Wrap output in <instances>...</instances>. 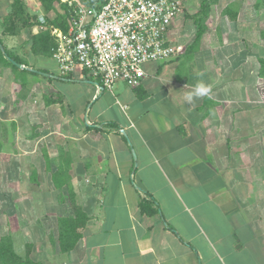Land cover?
<instances>
[{
	"label": "crops",
	"instance_id": "crops-1",
	"mask_svg": "<svg viewBox=\"0 0 264 264\" xmlns=\"http://www.w3.org/2000/svg\"><path fill=\"white\" fill-rule=\"evenodd\" d=\"M200 2L183 0L172 26L179 57L147 64L139 87L117 83L109 92L80 69L61 78L50 56L31 52V36L53 28L37 0H22L28 23L14 36L2 26L13 0H0L2 45L21 62L0 61V238L11 237L19 257L264 264V82L249 46L256 6H212L194 43ZM200 81L211 92L188 105ZM70 193L88 221L62 253L58 221L72 216ZM142 201L155 212L143 213Z\"/></svg>",
	"mask_w": 264,
	"mask_h": 264
},
{
	"label": "built area",
	"instance_id": "built-area-1",
	"mask_svg": "<svg viewBox=\"0 0 264 264\" xmlns=\"http://www.w3.org/2000/svg\"><path fill=\"white\" fill-rule=\"evenodd\" d=\"M68 7V29L51 28L50 58L60 76L88 73L111 92L123 83L137 88L147 64H164L184 48L171 36L183 0H60Z\"/></svg>",
	"mask_w": 264,
	"mask_h": 264
},
{
	"label": "trees",
	"instance_id": "trees-1",
	"mask_svg": "<svg viewBox=\"0 0 264 264\" xmlns=\"http://www.w3.org/2000/svg\"><path fill=\"white\" fill-rule=\"evenodd\" d=\"M42 8L45 25L47 27L56 28L62 32H67L68 29V7L65 3L60 0H37ZM97 0H85L87 5H93ZM222 0H203L200 4V8L197 14L196 24L198 26L194 43H198L201 36L205 31V20L209 13L210 6L216 4ZM14 9L13 11L4 18L2 26L3 33L14 36L18 35L22 28L28 23L25 19V14L23 12L22 0H13ZM261 6L264 8V0L261 2ZM227 14L230 20L236 18V14H231L230 8L227 10ZM52 13V18L48 15ZM25 19V20H24ZM261 38L264 39V31L261 32ZM31 52L34 55H44L49 57L51 55V49L54 47V38L51 36L49 30L41 31L36 35L31 36ZM0 61L5 62L6 65L15 68V64H21L20 60L14 58L11 53L5 49L2 45L0 39ZM258 75L264 82V59H258ZM62 175L58 173L57 176L62 178ZM54 180H56V175ZM65 180L64 182H66ZM70 205L72 208V216L67 218L59 219L58 221V247L60 252L66 253L71 251L78 240L81 237V231L85 227L88 218L87 215L78 207L74 200V195L70 193L69 195ZM140 208L143 213L152 214L155 210L150 209L145 201L140 203ZM27 251V255H28ZM0 264H34L31 260L22 259L19 257L13 248V242L11 237L4 236L0 238Z\"/></svg>",
	"mask_w": 264,
	"mask_h": 264
},
{
	"label": "rangeland",
	"instance_id": "rangeland-1",
	"mask_svg": "<svg viewBox=\"0 0 264 264\" xmlns=\"http://www.w3.org/2000/svg\"><path fill=\"white\" fill-rule=\"evenodd\" d=\"M203 0H201V2H202ZM226 2H228V1H231V0H225ZM234 1V0H233ZM238 3L240 2L239 0H236ZM201 2H200V4H201ZM221 1H219V2H217L216 4H213V5H211L210 6V8L212 7V6H214V5H217V4H219ZM222 2H223V0H222ZM261 2H262V0H241V2L239 3V5H240V7L241 6H244L245 8H249V9H251L252 8V6H256V11H255V13H253V15H255V17H254V19H255V25H254V28H253V25H251V27H249L250 28V32H251V42H250V44H252V45H249L251 48H252V50L254 51V53L258 56V58H263L264 59V39L263 38H261V40H259V39H253V38H255V37H258V35L260 36V32L261 31H264V8L261 6ZM200 4H199V8H200ZM225 3H222L221 5H224ZM220 8V7H219ZM245 8H243V10H247V9H245ZM231 10H233V8H231ZM237 13V12H236ZM251 15V14H250ZM250 15H248V14H246V15H242L240 18L242 19V21H241V23L242 24H245V25H249V23L251 22H249V20L251 19L252 21H253V18L252 17H250ZM208 17H209V13H208V15H207V17H206V20L205 21H207V19H208ZM230 21V20H229ZM231 22V21H230ZM231 32H230V36H231V34H233V35H235V33H234V31H235V29H233L232 27H231ZM240 29V28H239ZM215 29L214 28H212V33H213V31H214ZM228 30V27H227V29L225 30V32ZM193 38H195V37H193ZM231 39V38H230ZM253 40H255L254 42H253ZM230 42H232V40H230ZM254 45V46H253ZM249 47V48H250ZM60 76V75H59ZM61 78H66L65 76H60ZM262 90H263V92H264V84L262 85ZM263 95V101H264V93L262 94ZM5 176H6V179L7 180H10V179H14L13 177H14V174H13V172L12 171H6V174H5ZM1 179H5L4 178V174H2V173H0V180ZM1 204V203H0ZM4 207L2 206V205H0V211L3 209ZM8 213V212H7ZM1 219H3V216L2 215H0V226L2 225L3 226V224H4V222H2V220ZM12 222V221H11ZM17 253H21L22 252V247L20 246L21 244L20 243H17ZM27 256V255H26ZM22 258V257H21ZM23 259V258H22ZM24 259H26L25 257H24Z\"/></svg>",
	"mask_w": 264,
	"mask_h": 264
},
{
	"label": "clouds",
	"instance_id": "clouds-1",
	"mask_svg": "<svg viewBox=\"0 0 264 264\" xmlns=\"http://www.w3.org/2000/svg\"><path fill=\"white\" fill-rule=\"evenodd\" d=\"M210 92V85L204 83L203 81L197 82L194 86H192V90L186 94L185 101L188 105H191L194 100L208 96Z\"/></svg>",
	"mask_w": 264,
	"mask_h": 264
},
{
	"label": "water",
	"instance_id": "water-1",
	"mask_svg": "<svg viewBox=\"0 0 264 264\" xmlns=\"http://www.w3.org/2000/svg\"><path fill=\"white\" fill-rule=\"evenodd\" d=\"M19 66V65H18Z\"/></svg>",
	"mask_w": 264,
	"mask_h": 264
}]
</instances>
